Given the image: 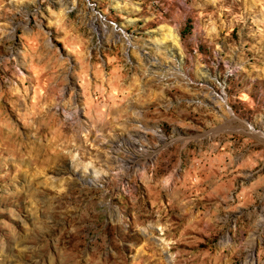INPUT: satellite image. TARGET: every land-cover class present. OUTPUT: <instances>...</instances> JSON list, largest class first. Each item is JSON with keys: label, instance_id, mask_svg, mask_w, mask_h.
<instances>
[{"label": "rangeland", "instance_id": "obj_1", "mask_svg": "<svg viewBox=\"0 0 264 264\" xmlns=\"http://www.w3.org/2000/svg\"><path fill=\"white\" fill-rule=\"evenodd\" d=\"M8 123L0 264H264V0H0Z\"/></svg>", "mask_w": 264, "mask_h": 264}, {"label": "bare ground", "instance_id": "obj_2", "mask_svg": "<svg viewBox=\"0 0 264 264\" xmlns=\"http://www.w3.org/2000/svg\"><path fill=\"white\" fill-rule=\"evenodd\" d=\"M129 7V5L127 3H123V2H117V8L119 9H122V8H126V7ZM127 10V9H126ZM165 29L163 30H166L167 32H165L164 36H163V41L164 44L167 40H169L170 42L173 43V47L174 48H179L180 49V44H179V40H178V35L175 33V31L171 28V27H163ZM160 42V41H159ZM158 44V43H157ZM181 50V49H180ZM166 53V52H165ZM164 53V54H165ZM150 65V64H149ZM30 114H32L30 112ZM23 115V114H22ZM6 128H9V129H6ZM34 129V128H33ZM38 128H36L37 130ZM48 129H53L52 127H48ZM0 134L2 135V137L0 138L1 139V144H2V150L0 151V153H9V154H13L15 155L16 158L19 159V162L20 160L23 161L24 157V153L23 152H20L21 149L23 148L24 149H28V153H30L29 155H32L33 153L35 152H40L39 150V143H33V142H25V139H27L28 136L25 137H21L19 135V132H17L15 130V126L12 125L11 123H8V124H4L3 125H0ZM31 130V129H30ZM54 130V129H53ZM55 132L56 134L54 136H56V138L52 137L50 140H49V145L47 146L46 148V152L47 154H50L52 151H55V149L52 147L54 144L57 143L58 140H56L58 138V134H57V131L55 129ZM15 135V138L12 139L11 136ZM60 136V135H59ZM4 137V138H3ZM26 161V160H25ZM31 162L29 163H32L34 165H39V166H47V164L49 165L51 162L47 159H43L41 160L38 156H30V160ZM52 161V160H51ZM28 162V161H27ZM23 163V162H22ZM28 163V164H29ZM7 165H9L7 163ZM10 166V165H9ZM14 166V165H13ZM20 165L18 166H15V168H13L15 170V172L19 173V175L21 176L22 174L20 173ZM18 176V175H17ZM19 194V191H16L15 195L17 196ZM21 195V194H20ZM13 197V194L10 195V194H7V197L3 198L5 199L6 201ZM8 203V202H7ZM10 234H13V236L15 235L14 234V231L11 230L10 231ZM15 238V237H14ZM13 238V239H14ZM3 245V243H2ZM1 248V247H0Z\"/></svg>", "mask_w": 264, "mask_h": 264}]
</instances>
